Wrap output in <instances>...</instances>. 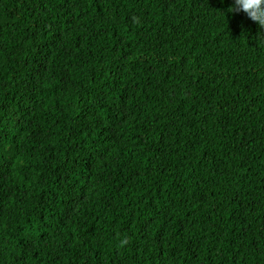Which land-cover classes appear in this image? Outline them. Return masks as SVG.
I'll use <instances>...</instances> for the list:
<instances>
[{
    "label": "trees",
    "instance_id": "16d2710c",
    "mask_svg": "<svg viewBox=\"0 0 264 264\" xmlns=\"http://www.w3.org/2000/svg\"><path fill=\"white\" fill-rule=\"evenodd\" d=\"M231 4L0 0V264H264V29Z\"/></svg>",
    "mask_w": 264,
    "mask_h": 264
},
{
    "label": "clouds",
    "instance_id": "9594fccd",
    "mask_svg": "<svg viewBox=\"0 0 264 264\" xmlns=\"http://www.w3.org/2000/svg\"><path fill=\"white\" fill-rule=\"evenodd\" d=\"M229 11L244 12L264 29V0H232Z\"/></svg>",
    "mask_w": 264,
    "mask_h": 264
}]
</instances>
